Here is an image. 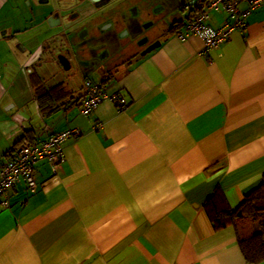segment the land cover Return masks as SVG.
Instances as JSON below:
<instances>
[{
	"label": "crops",
	"instance_id": "1",
	"mask_svg": "<svg viewBox=\"0 0 264 264\" xmlns=\"http://www.w3.org/2000/svg\"><path fill=\"white\" fill-rule=\"evenodd\" d=\"M14 1L0 0V43L21 54V64L26 54L39 55L56 28L47 23V9L33 13L31 25L17 12L39 0ZM206 1L179 0L176 7L187 14L174 20L179 30L166 31L160 45L109 80L93 74L94 83L127 99L124 112L105 100L94 114H79L83 85L70 88L71 76L60 75L71 95L43 113L31 80L36 71L22 89L25 97L19 92L6 102L2 81L11 66L0 50V159L21 139L80 130L63 144L56 174L40 161L35 190L21 181L0 195V264H249L236 225L215 228L205 203L220 190L235 210L263 179L264 6L247 15L245 31L203 53V41L188 34L185 21ZM238 7L244 10L247 0ZM11 9L19 25H4ZM211 17L219 27L228 15ZM18 36L24 43L15 50ZM45 70L40 66L38 74Z\"/></svg>",
	"mask_w": 264,
	"mask_h": 264
},
{
	"label": "flooded vegetation",
	"instance_id": "2",
	"mask_svg": "<svg viewBox=\"0 0 264 264\" xmlns=\"http://www.w3.org/2000/svg\"><path fill=\"white\" fill-rule=\"evenodd\" d=\"M128 1L46 0L50 13L47 23L56 30L51 34L48 46L45 45L34 59L35 63L39 62L36 73L40 66L53 64L58 66V72L51 76L52 79L57 78V74L66 78L98 74L101 80L107 81L118 68L129 65L160 45L166 31L179 27V23L172 21L166 26L161 23V27L148 32L146 22L137 23L133 44H118L122 34L118 27ZM166 1L176 6L177 0ZM133 12L136 13V9ZM46 52L49 58L44 64L41 59Z\"/></svg>",
	"mask_w": 264,
	"mask_h": 264
},
{
	"label": "built area",
	"instance_id": "3",
	"mask_svg": "<svg viewBox=\"0 0 264 264\" xmlns=\"http://www.w3.org/2000/svg\"><path fill=\"white\" fill-rule=\"evenodd\" d=\"M241 0H207L201 10L191 12L185 21L188 34L199 37L203 43V53L210 50H219L227 43L232 35L239 30L245 31L247 15L264 6V0H247V7L239 10ZM213 12L226 13L227 19L219 26L210 24ZM181 39L186 34L179 31ZM111 100L120 112L129 107L127 99L119 92H109L101 84L85 79L83 84V95L79 114L90 116L95 113L99 105ZM103 125L99 123L97 128ZM80 136L78 128H68L62 132L50 135L47 139L32 142L25 139L18 143L6 159H0V195L7 196L10 188L23 181L30 190L37 188L35 178V166L43 160H47L56 174L65 160L63 144L69 138ZM8 204V200L4 202Z\"/></svg>",
	"mask_w": 264,
	"mask_h": 264
},
{
	"label": "rangeland",
	"instance_id": "4",
	"mask_svg": "<svg viewBox=\"0 0 264 264\" xmlns=\"http://www.w3.org/2000/svg\"><path fill=\"white\" fill-rule=\"evenodd\" d=\"M7 1H9V4H8L9 6L15 4L14 0H7ZM39 1L40 2L37 4L35 3L32 4L31 7H25L24 5H21L20 7H17V9L19 8L18 11L17 9H11L15 12L14 16L12 19L5 17L4 25L10 26V23H12L11 21L13 20H15L16 25H19L20 16L17 15L18 13L25 15V17L28 16V18L31 15V19H28L27 17L26 18L23 17V21L26 20V24L28 25L33 24L34 23V20L32 18L33 13L36 14L39 11H44V9L48 10V7H46L47 6V3L45 2L46 0H39ZM177 3L179 4V0H177L176 4ZM25 4L29 5L27 1L25 2ZM35 6H37V8H35ZM176 6H173L166 0H129L126 5V11L123 14L124 15L123 21L120 23L118 27V30H122L121 40L118 41V44H122V45L133 44V42L135 41L134 33H135L137 23L146 22L149 25L147 29L148 32H153L155 29H157L158 26L161 27V23L163 24V26H166L168 22H172L178 18H180V20L185 19L187 17V14L181 12L180 9H178V7ZM134 9H136L137 11L136 13L133 12ZM9 10L10 9L4 10V11L7 12ZM5 12L4 13L2 12V16H5L6 14ZM118 16L121 17L119 13H118ZM23 21H20L21 26H25L23 25L24 23ZM183 27L184 26H182L181 28ZM143 30H146V28L143 27ZM29 36L31 37V39L33 38L31 34H29ZM25 37L27 38L28 35ZM16 38L17 39H13V41H11L12 48H15V50L16 48L21 49L20 44L24 42L20 40L21 38H19V36ZM23 40H27V39L23 38ZM25 44L27 43L25 42ZM46 45L48 46V43H46ZM0 50L4 54L3 55L4 62L6 63L10 62L8 64L11 66V70L9 74L10 76L2 81V83L7 85L6 88L9 89L6 93V100H7L6 102H8V100L11 99L10 98L11 96L18 95L19 92L20 93L22 92V89L24 88V86L28 85L29 75H31V73H33L36 70L39 62L38 64L35 63V60L31 59L29 54H26L25 57H23V59L26 57L28 59L25 61V63L20 64L18 57L22 55L19 54L18 56L17 53H10L9 44L8 43L5 44V42L0 43ZM29 52H31L30 49H29ZM47 58L49 57H48V53L46 52L42 56L41 61L44 62L45 64V61L47 60ZM17 61L18 63H16ZM45 67H46L45 71L49 74V77H47V79L49 78L48 83L53 84V86L57 83L59 84L58 79H57L59 77V74H57V78H53V79L51 78V76H53L55 73L58 72V66L53 65V64H48V65H45ZM48 74H43V76L46 77ZM70 76H71L70 79L67 80L66 82V86H69L70 88L72 86L77 88L79 85L82 87V85L84 84L83 78L85 77L89 78L91 81L95 80V75L93 74H89L83 78H80V76L78 77H74L72 75ZM25 94H26L25 91H23L22 92L23 97H25ZM7 106H10V105H7Z\"/></svg>",
	"mask_w": 264,
	"mask_h": 264
},
{
	"label": "trees",
	"instance_id": "5",
	"mask_svg": "<svg viewBox=\"0 0 264 264\" xmlns=\"http://www.w3.org/2000/svg\"><path fill=\"white\" fill-rule=\"evenodd\" d=\"M201 9L198 8L192 12ZM31 80L35 98L43 113H51L57 110V103L71 95L70 92L66 91L63 82L49 86L45 79L36 72L31 75ZM23 140L21 139V141ZM205 208L215 228L221 229L230 224L236 225L238 242L247 263L264 262V175L260 185L245 196L244 201L237 209L232 210L227 207L226 198L220 190H216L207 199Z\"/></svg>",
	"mask_w": 264,
	"mask_h": 264
},
{
	"label": "water",
	"instance_id": "6",
	"mask_svg": "<svg viewBox=\"0 0 264 264\" xmlns=\"http://www.w3.org/2000/svg\"><path fill=\"white\" fill-rule=\"evenodd\" d=\"M158 46V45H157ZM157 46H155V47H157ZM67 69H69V68H67Z\"/></svg>",
	"mask_w": 264,
	"mask_h": 264
}]
</instances>
